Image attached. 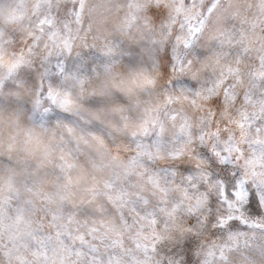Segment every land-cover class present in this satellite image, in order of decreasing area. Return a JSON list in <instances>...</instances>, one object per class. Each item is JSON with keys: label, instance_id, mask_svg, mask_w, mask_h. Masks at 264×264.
I'll use <instances>...</instances> for the list:
<instances>
[{"label": "clouds", "instance_id": "9594fccd", "mask_svg": "<svg viewBox=\"0 0 264 264\" xmlns=\"http://www.w3.org/2000/svg\"><path fill=\"white\" fill-rule=\"evenodd\" d=\"M0 264H264V0H0Z\"/></svg>", "mask_w": 264, "mask_h": 264}]
</instances>
